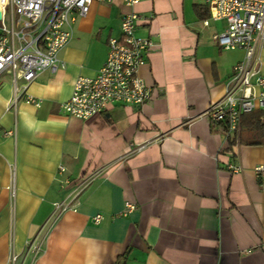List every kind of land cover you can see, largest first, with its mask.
I'll return each mask as SVG.
<instances>
[{
	"label": "crops",
	"instance_id": "1",
	"mask_svg": "<svg viewBox=\"0 0 264 264\" xmlns=\"http://www.w3.org/2000/svg\"><path fill=\"white\" fill-rule=\"evenodd\" d=\"M132 11L135 35L154 44L137 71L150 100L68 116L60 104L75 79L96 74ZM209 16L203 0L92 1L58 53L64 67L30 83L39 106L7 110L11 76L0 75V264L9 243L16 264H264V178L254 172L264 165V117L253 128L241 121L230 143L205 115L244 56L215 42L226 23ZM258 54L264 72V44ZM84 174L95 175L53 222V203ZM35 239L36 256L27 249Z\"/></svg>",
	"mask_w": 264,
	"mask_h": 264
},
{
	"label": "built area",
	"instance_id": "2",
	"mask_svg": "<svg viewBox=\"0 0 264 264\" xmlns=\"http://www.w3.org/2000/svg\"><path fill=\"white\" fill-rule=\"evenodd\" d=\"M92 1L112 0H0V75L11 76L12 95L7 110H15L19 102L39 106L37 97L28 92L30 83L45 69L52 72L63 68L59 51L72 37L71 25L77 17L87 14ZM128 6L140 0H122ZM209 18L224 19L221 32L213 34L222 49H242V60L235 63L226 81L224 94L209 103L205 115L224 128L228 138L238 141L241 118L244 114L264 111V72L260 70L258 48L264 44V0H203ZM138 15L132 11L121 19L120 38L107 41L104 63L92 77L75 79L69 99L60 104L65 114L89 119L104 112L110 105L122 104L139 107L151 98V88L138 75L139 67L154 44L148 38L135 35ZM3 136H14L4 131ZM139 149V147H138ZM137 149V150H138ZM229 171L238 172L239 165L227 164ZM63 171L64 167L59 166ZM260 180L264 178V165L254 167ZM8 185L10 197L15 195L14 173ZM95 174H84L73 183L67 199L53 203V222L70 208L76 196L93 180ZM66 178L60 182L69 184ZM264 187V181H261ZM127 210L133 206L127 204ZM102 216L96 214L93 222ZM27 249L36 256L41 252L39 240L27 242ZM18 254L9 243L4 264H16Z\"/></svg>",
	"mask_w": 264,
	"mask_h": 264
},
{
	"label": "trees",
	"instance_id": "3",
	"mask_svg": "<svg viewBox=\"0 0 264 264\" xmlns=\"http://www.w3.org/2000/svg\"><path fill=\"white\" fill-rule=\"evenodd\" d=\"M262 117H264V111L260 110V111L252 112L249 115H246L241 121L242 124L245 125L247 124V126L253 128V127L261 126ZM215 125H218L217 127L219 128V130L224 133V128L220 124L215 123ZM229 142L233 143L234 142L233 138H230Z\"/></svg>",
	"mask_w": 264,
	"mask_h": 264
}]
</instances>
